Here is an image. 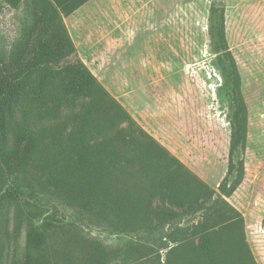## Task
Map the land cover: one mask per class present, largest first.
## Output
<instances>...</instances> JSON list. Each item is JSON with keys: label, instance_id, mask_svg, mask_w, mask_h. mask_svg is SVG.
Masks as SVG:
<instances>
[{"label": "rangeland", "instance_id": "rangeland-1", "mask_svg": "<svg viewBox=\"0 0 264 264\" xmlns=\"http://www.w3.org/2000/svg\"><path fill=\"white\" fill-rule=\"evenodd\" d=\"M0 6V65L14 63L21 56L33 59L37 53V60L43 63L27 73L23 82L25 91L32 92L46 74L47 87L55 89L60 96L44 106L40 118V124L53 135L55 145L49 146L36 166L12 176L4 189L7 199L2 213L0 264H25L32 219L47 234L56 231L60 235L64 231L72 235L75 230L109 248H120L129 240L138 239L113 234L91 210L79 202L66 201L48 185L50 174L60 167L69 146L86 139L96 147L110 143L113 136L106 114L94 110L97 103L95 96L88 94V74L95 78L94 86L115 99L131 120L212 191L221 194L219 186L227 176L230 160L235 107L231 77L227 74L229 66L220 59V54L211 50L210 38L206 40L205 55L188 62L190 65L184 70L174 62L172 76L148 78L152 81L150 92H109L100 79L74 59V53L63 59H41L43 53L50 55L53 51L55 32L35 28L34 24H43L38 19L40 0H19L17 6L0 0ZM251 8L255 9L253 14ZM228 12L232 24H226V38L241 79L247 131L245 148L233 158L236 167L238 162H243L241 184L223 198L236 210L237 219L241 218L233 234L243 241L256 264H264V0H248L239 8L229 4ZM17 119L15 113L12 126ZM236 180L233 174L231 189L236 186ZM196 222L197 218L191 216L181 226L188 230ZM50 224L56 230H47ZM198 241L195 238L196 244ZM41 252L48 257V264H56L57 258L71 255L66 248L57 251L51 245ZM36 255L33 252L32 258ZM109 264L123 263L118 259Z\"/></svg>", "mask_w": 264, "mask_h": 264}, {"label": "trees", "instance_id": "trees-1", "mask_svg": "<svg viewBox=\"0 0 264 264\" xmlns=\"http://www.w3.org/2000/svg\"><path fill=\"white\" fill-rule=\"evenodd\" d=\"M17 6L19 0H6ZM34 24L45 32L54 30L53 51L41 59H63L75 52L62 21L89 0H40ZM1 12V6H0ZM208 34L211 50L220 54L229 66L234 112L230 142V160L226 178L217 194L197 178L177 158L131 120L121 105L106 91L95 87L88 74V94L95 96L96 113H105L113 130L110 143L91 146L82 139L69 146L61 165L48 178V185L66 201L79 202L91 210L116 235L136 236L120 248H109L72 230V235L47 234L31 220L25 264H48L42 249L48 245L71 254L56 259V264H109L121 259L123 264H256L250 251L233 234L241 223L236 210L223 198L241 184L243 162L234 156L245 148L246 105L241 95V79L229 51L226 38V14L222 1L212 3ZM19 57L14 63L0 65V239L3 235L2 213L7 196L4 189L10 178L34 167L55 145L51 132L40 124L44 106L60 99L47 87L44 74L32 92L23 82L29 70L43 62ZM225 63V64H226ZM82 72L80 71V74ZM71 93L69 92L68 96ZM18 115L15 125L11 118ZM240 172V173H239ZM237 184L231 189L230 177ZM197 218L191 229L182 224ZM44 223V222H43ZM45 224V223H44ZM53 224H50L51 229ZM47 227L46 225H43ZM179 230V231H178ZM195 238L199 241L196 244ZM37 255L32 258V253ZM165 253L164 257L162 256Z\"/></svg>", "mask_w": 264, "mask_h": 264}, {"label": "crops", "instance_id": "crops-1", "mask_svg": "<svg viewBox=\"0 0 264 264\" xmlns=\"http://www.w3.org/2000/svg\"><path fill=\"white\" fill-rule=\"evenodd\" d=\"M213 2L219 1L89 0L73 13L62 14V21L75 48L74 59L107 91L148 93V78L172 76L174 62L184 70L188 62L205 55ZM223 2L225 24H232L229 4L239 8L248 0Z\"/></svg>", "mask_w": 264, "mask_h": 264}]
</instances>
